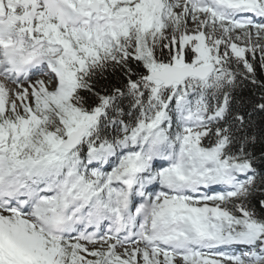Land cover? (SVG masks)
Returning <instances> with one entry per match:
<instances>
[{"label":"snow or ice","instance_id":"6c2138e0","mask_svg":"<svg viewBox=\"0 0 264 264\" xmlns=\"http://www.w3.org/2000/svg\"><path fill=\"white\" fill-rule=\"evenodd\" d=\"M0 264H264V0H0Z\"/></svg>","mask_w":264,"mask_h":264}]
</instances>
